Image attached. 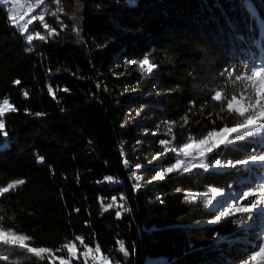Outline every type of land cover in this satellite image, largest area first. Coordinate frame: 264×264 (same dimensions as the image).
Returning <instances> with one entry per match:
<instances>
[{
	"label": "trees",
	"instance_id": "16d2710c",
	"mask_svg": "<svg viewBox=\"0 0 264 264\" xmlns=\"http://www.w3.org/2000/svg\"><path fill=\"white\" fill-rule=\"evenodd\" d=\"M28 1H42L30 29L43 41H28L0 2V106H11L0 116V192L14 185L0 195V232L28 238L12 263L58 264L53 255L81 240L112 264L244 258L245 246L227 241L237 237L230 219L212 223L216 212L194 196L238 190L247 164L215 162L251 161L264 139L221 146L207 169L155 177L177 160L168 150L251 115L264 87V0ZM235 99L244 116L228 107ZM254 169L253 182L262 173Z\"/></svg>",
	"mask_w": 264,
	"mask_h": 264
},
{
	"label": "rangeland",
	"instance_id": "374dc122",
	"mask_svg": "<svg viewBox=\"0 0 264 264\" xmlns=\"http://www.w3.org/2000/svg\"><path fill=\"white\" fill-rule=\"evenodd\" d=\"M0 2L10 10L12 19L16 24H19L23 28L24 32H27L28 35L32 36V38L37 37V34L33 33L30 27L36 20L32 18L35 16L36 10L41 8L42 1H39L35 5L30 4L28 0H0ZM258 47L260 48V65L256 69V73L260 75L264 86V47L260 43H258ZM151 69L152 67L150 70ZM231 105V108L237 112H239L241 108L246 110L245 113L249 110L244 101L241 99L233 100ZM249 106L251 115L259 117L261 111L264 110V87L263 90L258 94V101L255 103V105ZM4 107L5 106L3 103L0 108ZM10 110L11 106L5 109L3 115L8 113ZM249 131H251V135H248ZM221 132L222 130L219 132H214L216 133L215 136L210 133L200 140H190L187 142L185 144L189 146L187 155H185L183 152L185 145L178 149L168 150L166 152V156H176L177 160L182 161V163L177 165L172 172L189 170L192 168H205L203 167L204 165H207L208 167V157L215 150L226 144H230L238 140L264 139V128H254L251 130L242 129L238 133L229 134L228 139L223 144H220L219 147L214 148L213 151L209 153L207 151L208 147L211 144L218 142L219 134ZM201 141H205V143L202 144ZM261 155H264V149ZM160 158L161 157L159 156L156 157V159L150 164L159 166L157 163ZM177 160L175 163H170L165 166L160 165L157 167L158 170L156 171V177L160 172H164V176L172 173L168 172L167 169L176 165ZM225 168L231 169L233 167L229 166V162L220 163L219 165L216 164L215 166V170H221ZM245 168L247 170V175L238 182V190L222 191L215 188H209L204 192L195 194L194 199L202 200L208 209L213 210L216 212V216L221 217L220 220L214 219L212 223L226 219H230L232 222L235 229L234 234H237V237L230 238L227 241L234 242L236 239L235 242H237V244L244 245V249L247 252L246 256L236 264H246V262L247 264H264V255H257L255 261L251 259L252 254L260 253L261 249H264V191H262L264 190V161L248 163L245 165ZM253 168H255L254 170H256V168H258V170H262V173L257 176L255 182L252 181V176L254 173L251 170ZM137 169L138 172L135 174L134 179L136 181H140L145 178V174L142 171V167H137ZM160 179L162 178H156L155 180ZM239 209H243V211H239ZM224 211H229L228 217H224L222 215ZM2 234L3 233L0 232V235ZM221 241L226 240L225 238L218 240V242ZM2 245L4 247H2ZM1 247L4 249L2 250ZM23 247L24 246H21L19 242L12 243L11 240H9L8 243H5L4 237L0 236V260L7 262L8 264H13L11 258L12 255L15 254V251L20 252L19 249ZM70 248L72 251H69ZM42 253L43 252L39 254ZM63 253L64 255L62 257L53 255L54 261H56L58 264H74L75 261H85L87 264H112L109 258L105 257L100 252V250L97 251V248L85 246L81 243V241L68 245L63 249ZM148 264H166V262L162 259H157L149 261Z\"/></svg>",
	"mask_w": 264,
	"mask_h": 264
},
{
	"label": "snow or ice",
	"instance_id": "6c2138e0",
	"mask_svg": "<svg viewBox=\"0 0 264 264\" xmlns=\"http://www.w3.org/2000/svg\"><path fill=\"white\" fill-rule=\"evenodd\" d=\"M32 19H36V17H33ZM39 19L40 20H43L44 17L43 16H40ZM44 27L47 28V25L45 24ZM37 36L39 37L40 40H42V41L45 40V36L40 35L39 33H37ZM26 39L28 41H31L32 40V36L31 35H28L26 37ZM145 66H148V67H145ZM151 67H152V65H150L149 60L147 58H144L142 61L139 62V68L142 71H144V72L149 71ZM14 83L19 84L20 82L17 80ZM66 90L67 89H65V91ZM50 91H51V89H50ZM25 95H27V93H25ZM215 98L217 100L220 99V93L219 92L216 93V97ZM4 106H5L4 108H0V116L3 115V113H4V111H5L6 108L10 107L9 102H8L7 99L4 100ZM228 107L231 108L232 105L229 104ZM12 110L14 111L15 109H12ZM245 111H246L245 109L241 108L239 110L240 116H244L245 115ZM36 115L37 116H40L41 113H36ZM3 127H4L3 123H0V128H3ZM254 128H264V110L261 111L259 117L254 116V115H249L247 117V119H245L242 124H239L236 127H225V128H223L222 132L219 134V140H218V142H215V143L211 144L208 147L207 151L209 153H211L214 148H217V147H219L220 144H223L228 139L229 134L238 133L242 129H249V130H251V129H254ZM212 135L215 136L216 133H212ZM248 135H251V131L248 132ZM160 143L161 144H164V143H166V141H163L162 140V141H160ZM201 143L203 144V143H205V141H201ZM188 147H189L188 145H185V147L183 148V152L185 153V155H187ZM40 160L42 161L43 160V157H40ZM255 161H264V155H259V156L252 155L251 156V161H249V160H242V161L241 160H238V161H236V164H248L249 162H255ZM180 163H182V161L177 160V164L174 165L172 168H168L167 171L168 172H172L173 169L177 165H179ZM215 163L217 165H219L220 164V161L217 160ZM236 164H232L231 162H229V166H231V167H235ZM203 167H205L207 169V165H204ZM164 175H165L164 172H160L159 175L157 177H155V178H157V179L163 178ZM105 179L111 180V177H105ZM17 183L22 184V183H24V181L21 180V181H18ZM13 187H14V185H12V184L8 185L7 187H3L2 189H4V190L2 192H0V195H3L5 193H8L9 190H10V188H13ZM262 191H264V190H262ZM113 199H115V197H113ZM108 207H112V205L110 204ZM77 211H78V209H77ZM239 211H243V209H239ZM117 215H119V213ZM222 215L224 217H228L229 216V211H224L222 213ZM215 219L216 220H220L221 217L220 216H216ZM0 236L4 237V242L5 243H8L9 240H11L12 243L19 242L21 246H26L24 244V242H25V240L28 239L27 237H24V236H12V237H9L7 233H3ZM76 239L80 240V237H77ZM81 243H83V240H81ZM190 247H192V246L190 245ZM121 250H123V245H121ZM28 251L29 252H35V253L39 254L41 252L46 251V249H43V248H40V249L28 248ZM69 251H72V249L70 248ZM97 251H99V249H97ZM125 255H127L126 252H125ZM257 255H264V249H261V252L260 253H254V254H252L251 259L253 261H255L256 258H257ZM246 264H247V262H246Z\"/></svg>",
	"mask_w": 264,
	"mask_h": 264
}]
</instances>
